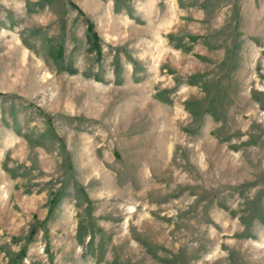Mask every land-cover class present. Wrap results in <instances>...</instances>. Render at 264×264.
Masks as SVG:
<instances>
[{"label": "rangeland", "instance_id": "obj_1", "mask_svg": "<svg viewBox=\"0 0 264 264\" xmlns=\"http://www.w3.org/2000/svg\"><path fill=\"white\" fill-rule=\"evenodd\" d=\"M0 264H264V0H0Z\"/></svg>", "mask_w": 264, "mask_h": 264}]
</instances>
